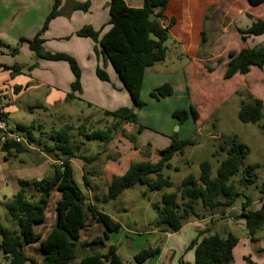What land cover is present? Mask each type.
Returning a JSON list of instances; mask_svg holds the SVG:
<instances>
[{
	"label": "trees",
	"instance_id": "trees-1",
	"mask_svg": "<svg viewBox=\"0 0 264 264\" xmlns=\"http://www.w3.org/2000/svg\"><path fill=\"white\" fill-rule=\"evenodd\" d=\"M169 0H143L141 8H130L123 0H110L107 4L109 21L108 30L99 37V32L84 26L76 35L89 37L99 45V53L110 63L128 93L135 108L143 107L140 100V90L144 72L147 68L161 63L165 59V42L169 39L167 27L174 23L170 20L167 27L161 24L165 19L163 14ZM258 4L262 0H250ZM61 0H54L50 13L46 17L41 29L31 39L19 38V43H26L29 49L39 58L49 61H65L69 65L74 81L71 84L72 92H80V70L76 61L63 53H49L43 51L40 36L47 29L51 19L59 14L58 8ZM88 3H70L69 9L86 11ZM158 9L154 14V10ZM243 40L249 37L264 35V18L252 20L245 28H238ZM17 52L16 49L12 53ZM223 78L229 79L234 74H246L251 66L264 71V44L259 47L244 48L238 53H230ZM3 70L18 73V68L0 65ZM95 74L101 81H108L106 73L96 68ZM172 94V88L164 84L150 93L153 99L166 98ZM242 97L237 112L238 120L243 124H257L264 134V126L260 121L264 118L262 101L253 98L249 93H236ZM68 99H74L71 94ZM112 123L104 130L85 132L84 126H79L78 133L87 141H100L108 143L120 124H136V114L132 109L123 107L113 112L104 111ZM172 117L182 124L189 117L193 122L198 119L196 110L190 106L187 110H175ZM34 128L17 126L16 131L24 134L27 145L34 142L32 134ZM142 127H138V132ZM40 135L49 139L51 145H43L46 153H54L58 157V164L52 165L50 176L31 182L18 181V190L11 196L6 205L9 217L16 222L17 232L10 231L0 224V253L9 264H124L116 253L115 246L106 247L105 253L94 252L93 248H104L109 233L118 232L120 225L107 214L88 202L87 196L82 193L73 179V171L69 160L77 158L90 163L94 157L86 158L75 155V147L69 127L59 130L41 132ZM195 141L189 138L178 140L172 137L169 145L158 151V160L137 161L130 164L121 176L112 177L107 185V193L98 203H107L115 200L121 193L136 185L144 186L148 192H162L160 202L153 204L156 214L155 226L163 233H177L189 219L212 217L215 214L223 215L225 210L231 208L236 199L242 197L240 217L250 242H255V234L264 225V203L257 210H250V198L239 187L257 189L264 196V183L257 185L256 171L259 165L248 164L242 170L243 160L249 154L247 145L239 142L236 136L220 145L225 153L212 175L211 165L208 161L199 164V174L185 176L174 191L164 192L174 185L169 177L170 170L178 171L172 167L174 157H182L185 147L194 146ZM26 147L14 142H1L0 152L7 160L12 156L23 153ZM169 172V173H168ZM238 177L236 180L235 178ZM84 182L85 180L84 177ZM53 191L59 193L55 204L56 221L50 230L42 237L35 233L34 228L46 220V211L50 195ZM91 222L101 224L105 231L102 237H95L90 241H80V231ZM238 240L228 234L221 236L210 227L204 229L192 240L188 248L194 249V264H230L232 251ZM31 245L38 246L41 259L35 260L25 253V248ZM90 250V253L78 258L79 250ZM159 253V248H147L137 252L133 260L143 263ZM78 261L75 263V261ZM180 264H184L180 262Z\"/></svg>",
	"mask_w": 264,
	"mask_h": 264
},
{
	"label": "crops",
	"instance_id": "crops-1",
	"mask_svg": "<svg viewBox=\"0 0 264 264\" xmlns=\"http://www.w3.org/2000/svg\"><path fill=\"white\" fill-rule=\"evenodd\" d=\"M53 1L54 0H0V65L7 67L15 66L18 68L17 74L11 70H3L0 68V99L2 101L1 104L5 106L4 111L6 123H8V119L10 117L9 114L15 111V108L11 105L12 103L8 102L9 96L12 99L11 102L16 105V98L20 96L22 97L24 94H27L26 98L29 100L32 98L40 99L37 102V105H40L38 107L45 110V113L49 115H55L54 108L57 106H64L62 112L66 115L74 113L76 110L74 107V101L77 100L80 103L85 104V108H87L85 113L88 115L86 120L88 122H91L90 117L93 115L92 113H94V115L97 113L102 115L98 118L97 121H99L102 119L101 117L105 116L104 111L113 112L123 107L132 109L134 112L139 109L134 107L133 102L110 63L107 62L99 53L98 43L89 37H79L76 35V32L84 26H88L93 31L99 32V37H101L108 30L109 13L107 4L110 0H61V4L58 8L59 14L49 21L47 29L40 36L43 41V51L52 54L63 53L72 57L76 61L80 70V92H72L71 90V84L74 81V77L67 62L49 61L39 58L29 49L26 43L18 42L19 38L31 39L37 34L51 11ZM123 1L130 8H141L143 5V0ZM219 1L220 0H169L166 9L163 12L165 19L160 22L164 27H167L170 20H174V23L167 27L169 38L171 36L173 39V56L176 61L171 60L169 65L174 67V71L170 73L166 65L168 63H166L164 59L163 62L147 68L143 75L140 90L141 101L144 92L149 93L150 96L152 91L164 84H167L172 88V94L166 98H159L155 100L160 102L161 100H167L174 96V82H168V78L164 76V74H166L165 72L174 76L173 81H176L179 84L182 83L183 86L187 88V109L192 106L198 114V119L196 122H193L189 117L183 123L192 124L193 127L197 125L199 126V122L202 120L199 112L202 104L198 103V105H196L193 103L195 98L191 95L190 82L192 80L195 81V75L197 73L200 74L201 72H204L205 74L210 75L214 71V66L208 68L205 63L208 60L215 61L213 59L217 56L218 58L223 56L222 61L220 62L224 67L222 80L233 84V88L231 90L232 93L235 95L237 90L242 89L249 93L253 98L261 100L264 115V99L260 94V89L257 86V83H255V76L252 74L253 70H256V78H259L261 82L264 83V71L255 66H251L246 74L236 73L229 79L223 78L227 63L230 59V53H238L244 48L259 47L264 44V35L249 37L246 40H243L238 33V28H247L251 24L252 20L263 19L264 8L260 12L261 16L252 15L251 12L242 13L241 11H226L225 13L223 11L225 15H219V13L216 14L217 9H210L211 7L217 5ZM231 1L238 2V0ZM245 1L250 7L257 6L250 0ZM70 3H88L89 6L86 11H71L69 9ZM259 4H261V2ZM212 10L214 11L212 12ZM157 11L158 9L154 10V14L157 13ZM228 18L230 20V24L234 25L236 23V27L234 32L230 35V38L225 40V42L222 40L220 44V38L218 39L217 34H220V32H223L226 29L224 24L227 25ZM212 21L215 24H220L218 29H215V34L212 32ZM207 31H210L211 34L209 35V39L207 37L204 38ZM234 42L235 45H233ZM13 49H16L17 52L12 53ZM167 52L168 48L166 47V54ZM97 67L106 73L108 77L107 82L101 81L97 78L95 74ZM69 94L75 98L68 99L67 96ZM235 96H237V94ZM151 100H153V98ZM32 103H28L27 101L28 109L32 108V106L34 107ZM214 111L209 109V114H214ZM172 113L173 109L170 114L172 115ZM32 122L33 121L16 123L15 128L17 126L33 128L31 125ZM138 122L140 121L137 113L136 124H120L117 130L112 133V139L106 143L108 145L112 144L119 138L118 140H120L121 146L127 148V150L129 149L126 157L123 154H120L121 157H94L90 163L86 164V173L84 175L82 173L83 164L74 166V163L81 160L77 158H71L69 160L73 173L74 167L77 170L79 169L82 180L85 177V180L87 181L86 183L89 184L86 188L90 186V180L91 183L93 181L99 180L98 182H100L103 180L102 184L104 190L102 192V196L104 197L107 185L111 178L123 175L131 163L137 161L152 162L150 157H144V153L147 155L146 151H141L135 142H127L126 140L128 136L138 132V128H136ZM183 123L179 124L176 121L167 122V126L169 127V129H167L169 131L174 125H177L178 127L176 134L167 136L169 139L167 141H169V143L172 137H175L178 140L186 139L180 134V132L185 129L184 126L186 124ZM63 125V127H66L64 122ZM80 125L81 124L79 123V126ZM125 128L128 129V131H126ZM13 130L16 131L15 129ZM121 130H123L124 133H121ZM32 134H34L33 131ZM78 137L82 139V136L79 134ZM40 140L43 139L40 138ZM33 143L27 145V147L25 146V152H32L29 150H33ZM87 144H89V141L84 140L83 142V140H81L79 141L78 148L86 146ZM97 146L102 147L103 144L101 143ZM109 148H111L110 145ZM35 152L39 157H47L46 155H54V157H56L54 153H46L44 150L41 151L36 149ZM140 154H142V156ZM75 155H80L77 151V146L75 149ZM158 157L153 158V161H157ZM173 159L171 160V164L173 163ZM7 160L3 158V164H7ZM95 162H99L100 164L97 166L95 165ZM186 162L188 165L189 161L187 160ZM43 175H45V173L38 174L35 180L38 181L47 177ZM197 175L198 174H195L194 176ZM212 175L214 176V174ZM90 176H92V179L89 178ZM249 189H251V191H248ZM249 189L247 188L245 191L241 192L250 198L251 204L249 209L254 211L260 207L261 203H264V196H261L257 189L253 186L249 187ZM16 191L17 188L14 189V193ZM87 192L89 193L90 190L88 189ZM85 195H87V193H85ZM93 201L94 200L91 198L88 200L89 203L95 204ZM243 201L244 199L242 197L237 198L233 206L226 209L223 215L215 214L212 217H205L201 219L189 218L177 233H163L160 232L159 229H156V231L153 230L155 232L151 235V239L158 236L155 238L156 240L153 239V241L163 240L164 245L162 249L159 248V253L157 255L149 259L147 264H180V262H183L184 264H194V249L192 248V250L188 251L185 250H187L190 242L205 229V224L208 223V221L212 222L210 226L212 231L219 233L221 236L231 234L237 238L238 242L233 248V258L230 264H246L243 259L244 257H248L249 259L251 258L249 255L251 249L248 244L250 241H248L247 232L243 226V220L240 217L241 203ZM101 211L103 212L102 209ZM108 216L113 221L117 222L116 218L111 215ZM89 226L96 228L100 233L90 238L88 241L95 237L103 236L105 228L101 224L91 222L87 228ZM263 230L264 225L259 231ZM34 231L37 233L35 229ZM119 231L120 228L118 232ZM41 235L44 237V234ZM256 235L257 233L255 234V239L257 240ZM262 237L264 238V236ZM137 238L138 239H134L132 243L127 245L130 248V250L127 251V248H119L123 245L121 244L122 240H112V233H109L108 239L105 241L104 250L101 251L100 248L94 247L93 251L105 253L106 247L115 246L117 250L116 253L120 260L124 264H130L133 261L134 255L145 249V246H143L144 236ZM135 241H137L136 247L133 246ZM259 246L264 249L263 241L260 242ZM95 248L98 250H95ZM79 252L80 251L77 253ZM88 253H90V250L86 249L85 254ZM84 255L82 254V256ZM82 256L78 257L77 254L78 258ZM77 261L78 259L75 263Z\"/></svg>",
	"mask_w": 264,
	"mask_h": 264
},
{
	"label": "rangeland",
	"instance_id": "rangeland-1",
	"mask_svg": "<svg viewBox=\"0 0 264 264\" xmlns=\"http://www.w3.org/2000/svg\"><path fill=\"white\" fill-rule=\"evenodd\" d=\"M258 4H255L257 6L250 7L246 4L245 0H238V2L231 0H220L217 5L211 7L210 9H217L216 14L219 13V15H225L224 13L226 11H241L242 13L251 12L252 15L254 14L261 16L260 12L264 8V0L261 1V4ZM213 11L214 10H212V12ZM219 25L220 24H215L214 22L212 23V32L214 34L216 33L215 29H218ZM224 26H226V29L223 32H220V34H217L218 39L220 38V44L222 40L225 42V40L230 38V35L234 32L236 23L234 25L230 24V20L228 18V23L227 25L224 24ZM209 35H211L210 31H207L206 35H204V38L207 37L209 39ZM172 43L173 39L170 36V38L165 42V46L168 48L165 62L168 63L166 65L170 73L174 71V67L169 65V63L171 60L176 61L173 56L174 49ZM233 45H235V42ZM222 58L223 56H220V58L217 56L215 59H213L215 61H206V67L211 68L214 66V71L210 75L205 74L204 72H201L200 74L197 73L195 75V81L192 80L190 82L191 95L195 98L193 103L196 105H198V103L202 104L201 108L199 107L202 120L199 122L200 125L195 127H193L192 124L190 125L183 123L186 124L184 126L186 130H182L180 134L185 138L194 140L195 145L185 147L183 149V156L173 159L172 167L178 168V171L170 170L169 177L174 186L171 189H166L164 192L174 191L176 186H178L181 180L188 174H199V164L202 161H208L210 163L211 172L215 175L214 171L222 160L221 158H225L226 156L219 147L223 142L228 141V139L232 136H236L237 140L247 145L250 150L247 157H245L243 160L240 170H242L248 164H258L260 168L256 171V183L257 185L264 183V134L258 128L257 124H243L238 120L237 112L242 97L239 99L238 95L235 96L236 94L234 95L232 93V83L222 80V73L224 71V67L220 63ZM165 73L169 75L167 72ZM256 73V70H253L252 74L255 76H253L255 78V83H257V86L260 89V94L264 99V83H262L259 78H256ZM166 74H164V76L168 78V82H174V96L167 100H161L160 102H157L155 99H150L149 93L144 92V95L142 96V102L145 105L134 112L135 114L138 113L140 121L137 123L138 125L136 128H143L140 129L139 132L128 136L126 139L127 142H135L141 151H146L147 155L144 153V157H150L153 163L156 162L153 161V158L158 157V151L166 148L169 145V141H167L169 139L167 136L176 134L178 131L177 125H174L170 131L168 130L169 127L167 126V122L169 123L176 121L174 118H172L170 112H172V109L173 111L180 109L187 110L188 107V99H186L188 98L187 88H185L182 83L179 84L176 81H173V75L167 76ZM235 83L238 84L237 82ZM245 92L246 91L242 89L236 91V93L240 94H244ZM26 95L27 94H24L22 97L20 96L16 98V105L15 103L11 102L12 99L9 96L8 102L12 103L11 105L15 108V111L9 114L10 117L7 124L9 127L15 129L16 123L33 121L31 123L34 128L33 136L35 138L33 150H29L32 151L30 153L23 152L8 158L7 164H3L4 154L0 152V224L14 232H17L18 227L16 222L13 221L7 214L6 205L14 193V189L17 188L18 190V181H34L36 176L41 173H45L43 176H48L49 174L51 175L52 165L58 164V157H54V155L49 156L46 154L45 155L47 157H39L35 152L36 149L43 151V145H50L52 143L49 139H46L45 136L41 135L40 137V131L46 133L50 130H59L63 128L64 122L66 127L68 126L70 128L72 142L75 149L77 146L78 153L82 157L86 158L121 157L120 154H123L126 157L129 152V149L127 150V148L121 146L120 140H118L119 138L115 140L114 143L109 144L111 148H109L108 144H103L102 147H98L97 145L101 144L100 141H89V144L86 146H81L78 148L79 141L83 140L84 142V140H86L83 136L82 139L78 137L79 123L81 124L80 126H84L86 133L90 132L91 130H104L112 123V119L110 117L103 116L101 117V120L97 121L102 115H99L98 113L94 115V113H92L93 115L90 117L91 122H88L86 120L88 115L85 113L87 108H85V104H82L77 100L74 101V107L76 108L74 113L66 115L62 112L64 106H57L54 108L55 115H49L45 113V110L38 107L40 105H37V102L40 99L32 98L29 100L26 98ZM27 101L28 103L33 102L32 104L34 107L32 106V108L28 109ZM1 102L2 101L0 99V103ZM209 109H211V111H214L215 109L214 114L210 115ZM259 124L264 126V118ZM126 131H128V129H126ZM122 132L123 130H121V133ZM17 133L23 136V133ZM40 138L43 140H40ZM44 152L46 151L44 150ZM140 155L142 156V154ZM187 160L189 161L188 165L186 162ZM74 164V166L83 164L82 173L83 175L86 173L85 166L87 163L81 160ZM99 164V162H95V165L98 166ZM73 170V179L80 191L84 194L87 193L86 196L88 200L90 198L94 200L93 202L96 204L98 209H102L105 214L113 216L119 223L120 231L118 233H112V240H122L121 244L123 245H121L119 248H127L126 250L129 251L130 248L127 245L132 243L134 239H138L137 237L144 236L143 246H145V249H162L164 245L163 240L153 241V239L156 240L155 238L158 236H153L154 238L151 239V235L157 229L155 226L156 214L152 208V205L160 202V193L162 192L151 193L148 192L144 186L136 185L128 190H125L115 200L108 201L107 203H98V201L103 198V180L100 182H98L99 180L93 181L92 183L90 180V186L86 188V186L89 184L84 183L80 176L79 169L77 170L73 167ZM89 178L92 179V176ZM235 179L237 180L238 177ZM247 188L249 189V187H239L241 191H245ZM88 189L90 190L89 193L87 192ZM248 191H251V189ZM58 199V192L53 191L49 198L45 222L34 228L37 233L45 235L55 224V204ZM211 224L212 222L208 221V223L205 224V229L207 227L209 228ZM99 233L100 232L96 228H92L91 226L88 228L86 227L80 231L79 240L88 241L90 238L96 236ZM256 236L257 240L255 242L248 243L251 249V252H249L251 258L249 259L248 257H244L243 260L246 264H264V249L259 246L261 241H263L264 244V238L262 237L264 236V230L258 231ZM137 241L133 243L134 247L137 246ZM96 248L95 250H98ZM100 249L101 251L104 250L102 247H100ZM188 250H192V248L187 247V250L185 251ZM79 251L78 257L82 256V254L84 255L86 252V250ZM25 253L27 256L32 257L35 260L39 261L41 259V254L38 252L37 245L26 247ZM148 261L149 259L143 263H136L133 260L130 264H147ZM0 264H9L8 260L4 258L2 253H0Z\"/></svg>",
	"mask_w": 264,
	"mask_h": 264
},
{
	"label": "built area",
	"instance_id": "built-area-1",
	"mask_svg": "<svg viewBox=\"0 0 264 264\" xmlns=\"http://www.w3.org/2000/svg\"><path fill=\"white\" fill-rule=\"evenodd\" d=\"M0 141L14 142L27 146L24 135L18 134L16 131L8 127L3 104L0 103Z\"/></svg>",
	"mask_w": 264,
	"mask_h": 264
},
{
	"label": "water",
	"instance_id": "water-1",
	"mask_svg": "<svg viewBox=\"0 0 264 264\" xmlns=\"http://www.w3.org/2000/svg\"><path fill=\"white\" fill-rule=\"evenodd\" d=\"M177 128V127H176Z\"/></svg>",
	"mask_w": 264,
	"mask_h": 264
}]
</instances>
